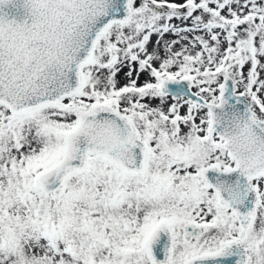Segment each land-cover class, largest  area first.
<instances>
[{"label":"snow or ice","instance_id":"snow-or-ice-1","mask_svg":"<svg viewBox=\"0 0 264 264\" xmlns=\"http://www.w3.org/2000/svg\"><path fill=\"white\" fill-rule=\"evenodd\" d=\"M0 264H264V0H0Z\"/></svg>","mask_w":264,"mask_h":264}]
</instances>
